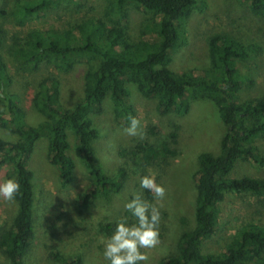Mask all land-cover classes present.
<instances>
[{
  "label": "trees",
  "instance_id": "obj_1",
  "mask_svg": "<svg viewBox=\"0 0 264 264\" xmlns=\"http://www.w3.org/2000/svg\"><path fill=\"white\" fill-rule=\"evenodd\" d=\"M61 1L70 6L74 4L75 8L87 2L14 0V9L38 17L58 7ZM105 1L102 18L85 16L72 23L68 21L69 28L60 32L30 31L24 43L30 48L25 52L32 50L34 55L22 53L19 57L31 67L43 61L60 71L76 64L85 66L83 96L71 107L61 104L56 77L46 75L38 79L31 97L34 110L43 118L37 125L26 122L19 98L8 91L13 78L0 56V127L16 137L14 141L0 138V168H6L7 176H15L21 184V191L14 200L16 209L11 223L0 229V253L8 264H24L30 249L35 200L34 175L28 163L34 144L40 138L47 140L46 161L56 170L61 187H67L73 180L71 151L86 169L91 181L79 197L81 207H87L97 198L109 199L120 194L130 177L137 173L147 175L149 168L161 170L168 165L173 156L170 155L171 145L177 140V124L171 125L165 140L158 145L142 139L122 149L120 155L125 162L112 175H107L97 160L94 142L99 138V131L93 117L103 113L107 100L114 120L127 127L129 117H136L129 90L134 86L143 98L155 101L160 116L173 113L183 116L188 111V98L210 100L224 127L218 154L201 153L198 168L193 173L194 226L180 233L176 253L162 258L159 264H264V223H250L236 230L222 251H203V244L217 227L218 205L225 194L251 195L258 201L264 198V178L229 177L240 162L264 168V150L257 145L264 138V91L252 98H240L241 91L254 82L240 71L239 65L258 53L259 47L227 35H214L207 44L209 67L203 72L176 73L169 68L170 57L182 45L179 30L197 7L198 0ZM245 1L252 15L264 18V0ZM130 6L152 15L147 29L151 32L150 38L135 42L128 35L125 21ZM6 43L15 56L21 44L0 24V49ZM128 164L131 169L127 168ZM141 191L143 200L150 201V191L143 188ZM115 225L105 223L99 227L105 235H110ZM51 258L59 264H83L80 255L53 253Z\"/></svg>",
  "mask_w": 264,
  "mask_h": 264
},
{
  "label": "rangeland",
  "instance_id": "obj_2",
  "mask_svg": "<svg viewBox=\"0 0 264 264\" xmlns=\"http://www.w3.org/2000/svg\"><path fill=\"white\" fill-rule=\"evenodd\" d=\"M105 4V0H87L83 7L75 8L74 4L70 6L61 1L58 7L33 17L15 11L14 0H0V24L6 27L9 34L17 37L21 44L15 56L9 43L2 45L0 49L2 62L4 61L13 78L8 91L19 98L29 125L35 126L43 120L31 102L38 79L46 75L56 77L59 80L60 102L64 107H71L83 96L85 71L83 64L60 71L45 61L31 67V64L19 57L22 53L34 52H25V49L30 48L24 45L30 31L60 32L69 28L68 21L72 23L85 16L102 18ZM151 18L150 13L131 6L128 8L125 26L131 39L137 42L151 37L150 30H147ZM153 24L156 25V22ZM142 31L146 33L143 35ZM179 32L182 45L170 57L169 68L172 71H205L210 65L208 39L214 35H227L242 43H253L259 47L258 53L239 65L240 71L254 82L251 87L241 91L240 98H252L264 91V18L252 15L245 0H198L197 7ZM44 43L48 44L46 38ZM129 90L130 101L136 111V118L140 121L143 135H127L124 127L114 120L111 104L106 100L103 113L93 117L94 125L99 131V138L94 145L98 162L107 175H112L125 162L120 155L122 149L142 139L158 145L165 140L172 124L179 126L176 144L171 145L170 155L173 156L168 165L161 170L158 167L148 170L155 173L156 182L163 185L166 191L159 201L150 192L151 199L148 202L160 211L159 244L151 249H141L148 256V260L141 264H159L162 258L176 253L180 233L194 226L196 192L193 173L198 168L201 153L218 154L224 127L217 108L210 100L188 98V111L183 116L175 113L160 116L156 112L154 100L143 98L134 86H130ZM1 109L0 106V111ZM150 130L156 135L151 134ZM0 138L6 141L16 140L14 135L1 127ZM69 141L73 145L70 136ZM257 145L264 150V138ZM46 150L47 140L42 137L34 144L28 163L34 175V237L24 257V264H59L51 258L53 253L80 255L83 264H107L103 257V241L111 234L105 235L99 225H115L123 218L129 224L136 222V218L124 205L136 195L143 200L140 174L131 176L120 194L112 195L109 199L97 198L87 207H81L79 197L91 181L86 169L75 152L71 151L70 156L74 162L73 180L63 188L58 182L56 170L46 161ZM129 166L131 169V164L127 168ZM242 176L264 178V168L240 162L229 177L235 179ZM8 178L6 168H0V181ZM15 209L14 201L8 202L0 198V229L10 225ZM218 209L215 232L203 244V251L206 253L222 251L236 230L250 223H264V198L258 201L255 196H238L229 192L225 194ZM0 264H8L1 253Z\"/></svg>",
  "mask_w": 264,
  "mask_h": 264
},
{
  "label": "clouds",
  "instance_id": "obj_3",
  "mask_svg": "<svg viewBox=\"0 0 264 264\" xmlns=\"http://www.w3.org/2000/svg\"><path fill=\"white\" fill-rule=\"evenodd\" d=\"M129 120L124 132L129 136H142L140 121L136 117H129ZM140 187L153 193L158 201L165 196L164 186L156 182L155 173L151 171L140 177ZM20 191L21 184L15 176L0 181V198L3 200L14 201ZM124 207L136 222L129 224L126 218L121 219L111 235L104 239L103 257L107 264H141L148 260L141 249H151L159 244V209L139 195L126 202Z\"/></svg>",
  "mask_w": 264,
  "mask_h": 264
}]
</instances>
